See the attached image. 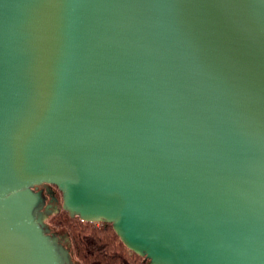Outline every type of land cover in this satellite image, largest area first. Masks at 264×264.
I'll use <instances>...</instances> for the list:
<instances>
[{
	"label": "water",
	"instance_id": "obj_1",
	"mask_svg": "<svg viewBox=\"0 0 264 264\" xmlns=\"http://www.w3.org/2000/svg\"><path fill=\"white\" fill-rule=\"evenodd\" d=\"M62 210L148 264H264V0H0V264H82Z\"/></svg>",
	"mask_w": 264,
	"mask_h": 264
},
{
	"label": "trees",
	"instance_id": "obj_2",
	"mask_svg": "<svg viewBox=\"0 0 264 264\" xmlns=\"http://www.w3.org/2000/svg\"><path fill=\"white\" fill-rule=\"evenodd\" d=\"M49 223L54 230L70 234L74 259L82 264H143V259L122 243L112 224L83 222L64 210Z\"/></svg>",
	"mask_w": 264,
	"mask_h": 264
},
{
	"label": "flooded vegetation",
	"instance_id": "obj_3",
	"mask_svg": "<svg viewBox=\"0 0 264 264\" xmlns=\"http://www.w3.org/2000/svg\"><path fill=\"white\" fill-rule=\"evenodd\" d=\"M40 189L43 191V194L45 196V204L51 205V206H62V195H60L61 192L58 191L55 187L44 185L40 187ZM56 231V230H54ZM59 232V231H56ZM62 233V232H59ZM143 264H148V262H144Z\"/></svg>",
	"mask_w": 264,
	"mask_h": 264
}]
</instances>
